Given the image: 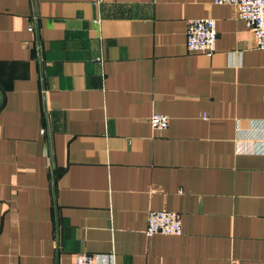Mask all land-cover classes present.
Masks as SVG:
<instances>
[{
  "label": "crops",
  "instance_id": "obj_1",
  "mask_svg": "<svg viewBox=\"0 0 264 264\" xmlns=\"http://www.w3.org/2000/svg\"><path fill=\"white\" fill-rule=\"evenodd\" d=\"M189 18L214 20L211 56L187 51ZM149 210L181 234L146 235ZM80 252L264 264V49L233 6L0 0V264Z\"/></svg>",
  "mask_w": 264,
  "mask_h": 264
},
{
  "label": "built area",
  "instance_id": "obj_2",
  "mask_svg": "<svg viewBox=\"0 0 264 264\" xmlns=\"http://www.w3.org/2000/svg\"><path fill=\"white\" fill-rule=\"evenodd\" d=\"M212 2L233 6L237 18L251 32L254 47L264 49V0H212ZM28 29L31 30V27ZM215 41L216 30L213 19L189 18L185 21V47L188 52L209 57L214 52ZM148 123L152 129L162 130L166 127L167 117L164 114L152 113L148 116ZM40 131L43 132V129ZM144 233L148 236L180 235L181 223L178 214L168 210H149L146 214ZM73 264H95V258L92 254L80 252L75 255Z\"/></svg>",
  "mask_w": 264,
  "mask_h": 264
}]
</instances>
